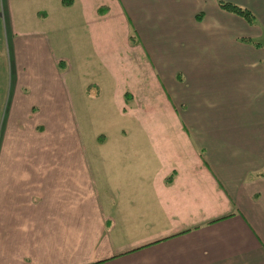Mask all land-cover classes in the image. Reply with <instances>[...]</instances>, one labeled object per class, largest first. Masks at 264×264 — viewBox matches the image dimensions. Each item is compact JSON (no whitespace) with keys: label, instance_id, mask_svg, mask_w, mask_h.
<instances>
[{"label":"crops","instance_id":"obj_1","mask_svg":"<svg viewBox=\"0 0 264 264\" xmlns=\"http://www.w3.org/2000/svg\"><path fill=\"white\" fill-rule=\"evenodd\" d=\"M73 1L4 0L0 264H264V0Z\"/></svg>","mask_w":264,"mask_h":264},{"label":"rangeland","instance_id":"obj_2","mask_svg":"<svg viewBox=\"0 0 264 264\" xmlns=\"http://www.w3.org/2000/svg\"><path fill=\"white\" fill-rule=\"evenodd\" d=\"M3 5L4 0H0V154L2 151L6 129L9 124L10 117L12 115L11 113L13 110V104L16 100L15 87L19 70L16 63V54L13 45V37L10 33L8 23L6 21V13ZM134 36L139 42V36ZM50 69L51 68L46 66V75H53L51 74ZM62 69L63 72L66 70L64 68ZM15 111L18 114V104L16 105ZM9 152L10 148L7 154H9ZM6 157L4 158V161H0V171H5L7 169ZM17 170L21 172V168ZM0 201H2V197H0Z\"/></svg>","mask_w":264,"mask_h":264},{"label":"trees","instance_id":"obj_3","mask_svg":"<svg viewBox=\"0 0 264 264\" xmlns=\"http://www.w3.org/2000/svg\"><path fill=\"white\" fill-rule=\"evenodd\" d=\"M73 2H74L73 0H62V3H63V5H64L65 7H70V6H72V5H73ZM219 5H220V7H221L224 11H226V12H228V13H231V14H234V15H236V16H238V17L244 19V20L247 21L249 24H253V23H255V21H256V17H255V15H254L249 9H247V8H245V7H242V6H240V5H237V4H234V3H231V2H225V1L220 2ZM105 9H106V8H102V9H100V14H101V15H103V14L106 12ZM130 40H131L132 44H136V43H137V42L135 41L136 38H135L134 35L131 36ZM64 64H65L64 62H60V63L58 64V67H59V68H64V67H65ZM64 69H65V68H64ZM129 95H130V94H128V93L125 95V102H126L127 105H129L130 102H131V100H132V98L129 97ZM103 140H104V137H100V138H99V141H100V142H103ZM261 176H264V174H262ZM172 180H173V176L168 177V178L166 179V185L169 184V183H171Z\"/></svg>","mask_w":264,"mask_h":264}]
</instances>
